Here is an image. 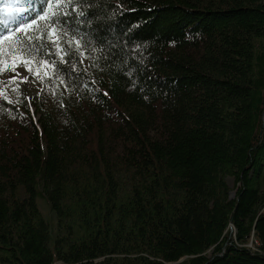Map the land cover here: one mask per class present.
I'll list each match as a JSON object with an SVG mask.
<instances>
[{
    "label": "trees",
    "instance_id": "16d2710c",
    "mask_svg": "<svg viewBox=\"0 0 264 264\" xmlns=\"http://www.w3.org/2000/svg\"><path fill=\"white\" fill-rule=\"evenodd\" d=\"M13 33L0 264H264V0H0Z\"/></svg>",
    "mask_w": 264,
    "mask_h": 264
},
{
    "label": "rangeland",
    "instance_id": "374dc122",
    "mask_svg": "<svg viewBox=\"0 0 264 264\" xmlns=\"http://www.w3.org/2000/svg\"><path fill=\"white\" fill-rule=\"evenodd\" d=\"M7 48L8 42L4 45H0V52L6 51ZM23 60L24 59L19 56L18 51L17 55L11 58L7 55L0 54V92H8L16 96L26 94L31 98H35L39 91L40 80L44 72L41 67H33L30 63H28L26 67L22 62ZM5 62L8 65L7 69L5 68ZM13 66L15 67L14 71L11 70ZM29 68L31 71H29ZM228 185L230 188H233L234 184L232 179L228 180ZM37 187L39 208L50 227L52 238L55 240V237L59 232L58 219L56 214L50 209V205L42 197L39 183L37 184ZM66 231L67 227L65 228V232ZM57 264L62 263L58 262Z\"/></svg>",
    "mask_w": 264,
    "mask_h": 264
},
{
    "label": "snow or ice",
    "instance_id": "6c2138e0",
    "mask_svg": "<svg viewBox=\"0 0 264 264\" xmlns=\"http://www.w3.org/2000/svg\"><path fill=\"white\" fill-rule=\"evenodd\" d=\"M65 3L66 4H72V3H74V0H65ZM57 7L59 6V5H56ZM67 14V13H66ZM41 19H47V17H45V16H41L40 17ZM59 22L57 21V24H58ZM32 27V25H26V26H24L23 28H19L18 29V31H20V32H24L25 34H26V30L27 29H30ZM65 35H66V33H65ZM13 36H15V33H13V35L12 36H9V35H3V36H0V45H4L5 44V42H8V48H7V50L6 51H2V52H0V54H3V55H7V56H9L10 58L11 57H14V56H16L17 55V48L22 44V43H24V41H22V40H20V38L19 37H16V39L15 40H13ZM55 37V39H53ZM44 37H37V39H43ZM59 34H58V32H57V27L56 26H49V29H48V35H47V39L51 42V43H53V44H56V46H57V48L59 47V45L57 44V41L59 40ZM31 37H27V41H31ZM78 43V42H77ZM29 47H31V45L29 44ZM23 51H24V49L23 48H21L20 49V52L21 53H23ZM37 51H38V49H37ZM24 64H25V66L27 67V65H28V61L27 60H23L22 61ZM39 65H44V62L43 61H38L37 62ZM5 68L7 69L8 68V65H7V63L5 62ZM11 70H15V67L13 66L12 68H11ZM29 71H31V69L29 68ZM37 75H38V73H37Z\"/></svg>",
    "mask_w": 264,
    "mask_h": 264
},
{
    "label": "water",
    "instance_id": "95a60500",
    "mask_svg": "<svg viewBox=\"0 0 264 264\" xmlns=\"http://www.w3.org/2000/svg\"><path fill=\"white\" fill-rule=\"evenodd\" d=\"M234 195H235V194H234V192H233V193L231 194V198H233V197H234ZM181 261H182V260H181ZM181 261H180V262H181Z\"/></svg>",
    "mask_w": 264,
    "mask_h": 264
},
{
    "label": "bare ground",
    "instance_id": "6f19581e",
    "mask_svg": "<svg viewBox=\"0 0 264 264\" xmlns=\"http://www.w3.org/2000/svg\"><path fill=\"white\" fill-rule=\"evenodd\" d=\"M57 226V225H56Z\"/></svg>",
    "mask_w": 264,
    "mask_h": 264
}]
</instances>
